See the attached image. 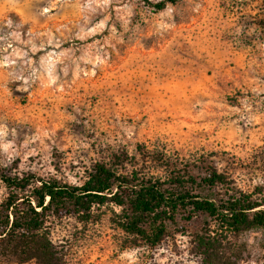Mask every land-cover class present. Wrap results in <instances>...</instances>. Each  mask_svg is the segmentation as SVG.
I'll return each mask as SVG.
<instances>
[{
	"label": "rangeland",
	"instance_id": "obj_1",
	"mask_svg": "<svg viewBox=\"0 0 264 264\" xmlns=\"http://www.w3.org/2000/svg\"><path fill=\"white\" fill-rule=\"evenodd\" d=\"M121 150L196 182L213 166L264 201V0H0V169L78 184ZM113 211L49 218L62 264H200L202 223L170 225L150 249ZM225 246L228 264H264V226Z\"/></svg>",
	"mask_w": 264,
	"mask_h": 264
},
{
	"label": "trees",
	"instance_id": "obj_2",
	"mask_svg": "<svg viewBox=\"0 0 264 264\" xmlns=\"http://www.w3.org/2000/svg\"><path fill=\"white\" fill-rule=\"evenodd\" d=\"M141 153L136 158L126 150L112 152L93 162L78 184L0 169L6 188L0 201V260L62 264L47 231L49 218L74 215L87 222L95 208L109 204L119 208L111 220L136 247H158L179 221L202 223L190 240L200 264H228L227 237L264 226V201L233 186L225 172L202 168L196 182L189 170ZM216 188L222 191L219 198L211 197Z\"/></svg>",
	"mask_w": 264,
	"mask_h": 264
}]
</instances>
